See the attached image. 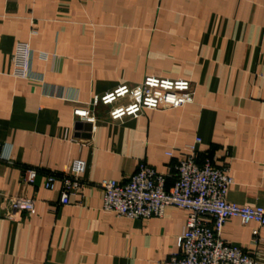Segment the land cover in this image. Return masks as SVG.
<instances>
[{"label":"crops","instance_id":"1","mask_svg":"<svg viewBox=\"0 0 264 264\" xmlns=\"http://www.w3.org/2000/svg\"><path fill=\"white\" fill-rule=\"evenodd\" d=\"M17 41L29 43L41 82L11 75ZM146 75L191 80L193 102L119 121L99 106L93 128L73 115ZM196 136L199 161L230 168L226 199L264 207V0H0V264H162L187 211L121 217L101 208L98 183L126 181L144 161L170 186ZM76 158L83 187L62 205L43 181ZM25 167L38 171L33 184ZM7 196L33 210L7 216ZM221 236L264 264V226L233 217Z\"/></svg>","mask_w":264,"mask_h":264},{"label":"built area","instance_id":"2","mask_svg":"<svg viewBox=\"0 0 264 264\" xmlns=\"http://www.w3.org/2000/svg\"><path fill=\"white\" fill-rule=\"evenodd\" d=\"M33 51L27 41H17L11 56V75L15 78L41 82L32 73ZM194 100V86L185 78H167L147 75L134 85L122 84L101 95H94L87 106L76 107L73 115L90 123L96 121L95 109L108 107V117L119 121L135 118L147 109L177 108ZM196 136L180 150L174 166V181L166 185L168 175L158 173L153 167L139 161L126 181L104 178L98 186L102 189L101 208L128 219H146L162 215L168 206L187 211V219L176 240V250L162 264H259L258 252H245L239 245L221 236L224 222L238 218L242 223L255 222L264 226V207L239 205L226 199L233 183L228 165L216 166L209 156L198 160ZM172 156V151H167ZM2 157V156H0ZM3 158V157H2ZM7 158V156H6ZM8 159V158H7ZM85 162L76 158L61 171L46 174L43 186L57 189L59 203L70 202L71 196L83 187ZM38 171L23 168V181L33 184ZM58 184V185H57ZM7 216L33 210V201L22 196L4 197ZM260 241L257 229L251 231L250 244Z\"/></svg>","mask_w":264,"mask_h":264},{"label":"water","instance_id":"3","mask_svg":"<svg viewBox=\"0 0 264 264\" xmlns=\"http://www.w3.org/2000/svg\"><path fill=\"white\" fill-rule=\"evenodd\" d=\"M77 131H79L80 129H81V124L80 123H77V125H76V128H75ZM90 130V128L89 129H87L86 131L88 132Z\"/></svg>","mask_w":264,"mask_h":264},{"label":"rangeland","instance_id":"4","mask_svg":"<svg viewBox=\"0 0 264 264\" xmlns=\"http://www.w3.org/2000/svg\"><path fill=\"white\" fill-rule=\"evenodd\" d=\"M147 76V75H146ZM142 81V80H141ZM139 83V82H138Z\"/></svg>","mask_w":264,"mask_h":264}]
</instances>
